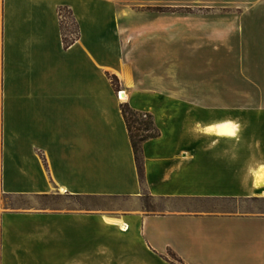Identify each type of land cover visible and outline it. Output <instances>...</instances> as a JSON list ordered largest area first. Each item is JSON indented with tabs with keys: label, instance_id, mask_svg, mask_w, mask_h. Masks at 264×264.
I'll list each match as a JSON object with an SVG mask.
<instances>
[{
	"label": "crops",
	"instance_id": "1",
	"mask_svg": "<svg viewBox=\"0 0 264 264\" xmlns=\"http://www.w3.org/2000/svg\"><path fill=\"white\" fill-rule=\"evenodd\" d=\"M168 3L211 11L144 16L135 32L128 10L164 2L0 0L1 195L139 202L147 194L175 206L4 209L0 264H264V0ZM62 9L78 28L68 48ZM188 31L236 54V91L198 93L175 70L166 78L156 69L165 58L176 63ZM123 104L151 114L160 132L142 145V177Z\"/></svg>",
	"mask_w": 264,
	"mask_h": 264
},
{
	"label": "rangeland",
	"instance_id": "2",
	"mask_svg": "<svg viewBox=\"0 0 264 264\" xmlns=\"http://www.w3.org/2000/svg\"><path fill=\"white\" fill-rule=\"evenodd\" d=\"M164 2L163 5L159 7L150 8H136L134 7V13L132 16L134 31L140 29L141 17L153 16L154 14L163 15L165 17L173 16H189V15H201L206 16L211 10L207 7L211 5L205 3L195 4L193 8L190 9H175L170 7L169 0H144ZM175 1V0H173ZM167 2V3H166ZM103 11V10H102ZM121 11V10H120ZM223 10H219L217 15H222ZM142 12H146L141 15ZM148 12V13H147ZM102 19L105 22V14L102 13ZM63 16V27L64 32L67 36H72L71 33L76 35L77 27L73 22L70 14L67 11L61 12ZM112 15V14H111ZM113 16L111 17V20ZM131 22V21H130ZM166 27L173 29V20L166 22ZM152 28V25H151ZM173 42V41H172ZM169 41L164 42L167 50L173 48V43ZM170 43V47L166 46ZM237 35L233 36L230 40V44L237 48ZM220 51L216 52L213 49L215 43L205 40L204 34L200 32H183V37L180 45L181 57L177 58L176 63H172V58H165L159 62V66L156 69L165 72V77L170 78L168 71H176L177 80L183 85H188L197 89L198 93L207 92L211 93L214 97H221V94H227L228 91H236L238 81L242 80V75L239 73L238 69V58L235 56H227V47L224 44L218 43ZM223 49V50H222ZM1 58V57H0ZM1 60V59H0ZM171 62V64H170ZM157 64V63H155ZM162 72V73H164ZM1 79V77H0ZM204 88V89H203ZM120 89V83H119ZM202 90V91H201ZM119 91V90H118ZM120 99V97H119ZM122 101H124L121 98ZM147 121V119H142ZM0 151H1V107H0ZM58 207L66 209H80L82 211H123L125 209L134 208L141 206L145 211L148 212H165L170 209H175L172 204L157 201L147 194L137 202L136 200L126 199V198H91V197H72L71 199H62L61 196H50L47 199L43 198L36 201H31L28 198L21 197H5L1 195L0 192V213L2 210L19 209V210H30L35 209V207Z\"/></svg>",
	"mask_w": 264,
	"mask_h": 264
},
{
	"label": "trees",
	"instance_id": "3",
	"mask_svg": "<svg viewBox=\"0 0 264 264\" xmlns=\"http://www.w3.org/2000/svg\"><path fill=\"white\" fill-rule=\"evenodd\" d=\"M63 11H67V10H63V9L60 10V14ZM67 12L70 14L71 18L73 19L71 12L69 11ZM73 22L75 23L74 19H73ZM75 25L77 27L76 23ZM62 31H63L64 45L66 48H68L75 42L76 40L75 37H77V34H78V28H77L76 35H74V33H71L72 36H67L64 32V27L62 23ZM107 77L110 80L113 88L116 91H118L119 90L118 78L110 74H108ZM121 110H122L128 131H129L131 143H132L133 150L136 156L139 173L142 177L143 176L142 145L148 140L158 138L160 136V132L156 128L155 123H154V118L151 114L137 112L134 109H132L130 105L128 104H123L121 106ZM144 118L147 119V121H143L142 119Z\"/></svg>",
	"mask_w": 264,
	"mask_h": 264
},
{
	"label": "bare ground",
	"instance_id": "4",
	"mask_svg": "<svg viewBox=\"0 0 264 264\" xmlns=\"http://www.w3.org/2000/svg\"><path fill=\"white\" fill-rule=\"evenodd\" d=\"M119 97H120V100H121V98L124 100L123 102H126L127 101V99H128V96L126 95V94H124V93H120V95H119ZM122 101V100H121ZM223 128V127H222ZM225 128V127H224ZM226 132H227V130H226Z\"/></svg>",
	"mask_w": 264,
	"mask_h": 264
}]
</instances>
